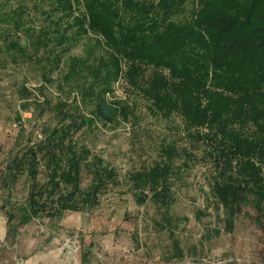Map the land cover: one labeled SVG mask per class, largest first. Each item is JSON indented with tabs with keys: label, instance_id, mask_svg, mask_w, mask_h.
Listing matches in <instances>:
<instances>
[{
	"label": "trees",
	"instance_id": "1",
	"mask_svg": "<svg viewBox=\"0 0 264 264\" xmlns=\"http://www.w3.org/2000/svg\"><path fill=\"white\" fill-rule=\"evenodd\" d=\"M44 1L50 26L28 45L12 40L5 58L19 62L14 54L24 52V62L34 63L45 82L42 89L56 74L75 97L52 107L23 86L5 95L22 101L24 110L34 107V119L48 114L50 120L39 133L20 122L0 167L4 199L12 201L20 182L27 191L5 211L8 225L56 223L99 207L116 181L83 136L99 125L129 123L143 107L181 126L170 130L157 162L131 175L136 202L168 209L177 175L199 162L225 212L226 232L246 208L264 229V0ZM85 39L86 56L68 57ZM118 83L132 102L114 97ZM85 175L90 183L84 188Z\"/></svg>",
	"mask_w": 264,
	"mask_h": 264
},
{
	"label": "rangeland",
	"instance_id": "2",
	"mask_svg": "<svg viewBox=\"0 0 264 264\" xmlns=\"http://www.w3.org/2000/svg\"><path fill=\"white\" fill-rule=\"evenodd\" d=\"M44 5V0H0V34L4 35L0 38V97L4 96L0 98V167L13 147L20 122L28 131L39 133L50 121L48 114L34 119V107L24 110L22 101L5 96L8 91L26 87L40 105L47 99L52 107L71 103L75 97L72 86L66 87L56 74L50 75L55 83L42 89L45 82L34 63L24 62V52L14 54L22 59L19 62L5 58L12 40L28 45L29 38L32 42L50 26L52 12ZM11 28L19 37L13 38ZM5 40L8 44L2 49ZM88 42L85 39L72 48L68 57L86 56ZM115 89V98L132 102L124 84L118 83ZM140 110L139 118L129 123L99 125L83 136L116 181L101 197L99 207L69 213L56 223L43 219L25 227L16 222L8 225L5 211L12 209L14 200H23L27 191L20 182L12 191V201L6 200L0 183V264H264V229L256 212L244 209L236 215L233 230L226 232L225 212L214 199L211 177L201 171L203 163L181 168L168 209L150 200L143 205L136 202L131 175L157 162L160 145L169 142L166 138L170 139L172 128L181 126L179 119L166 122L149 116L143 107ZM89 183L85 175L83 187ZM165 211L169 218L163 221Z\"/></svg>",
	"mask_w": 264,
	"mask_h": 264
}]
</instances>
